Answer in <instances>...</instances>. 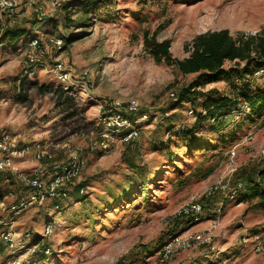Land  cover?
<instances>
[{
  "label": "rangeland",
  "instance_id": "374dc122",
  "mask_svg": "<svg viewBox=\"0 0 264 264\" xmlns=\"http://www.w3.org/2000/svg\"><path fill=\"white\" fill-rule=\"evenodd\" d=\"M49 11L46 17L19 16L16 25L27 34L1 42L0 120L21 145L46 143L58 159L78 146L83 169L67 197L48 199L18 214L11 205L27 187L6 172L13 176L0 181L6 202L0 209V264L13 256L23 264H264V251L256 250L258 244L264 246L260 200L241 189L234 199L222 191L207 195L217 183H246L264 165V117L245 124L241 132L227 128L221 139L207 119L201 120L198 132L208 140L217 138V146L202 155L186 148L176 132L194 126L205 99L231 96L241 83L224 78L205 82L201 72L183 74L156 61L143 39L145 30L170 39L173 55L183 58L189 54L185 43L199 33L228 28L237 36L264 29V0H64L61 8ZM6 26L0 15V41ZM50 35L63 37V47L49 44ZM32 37L41 40L37 57L42 66L35 76L23 77ZM57 59L71 72L67 82L52 70ZM195 82L196 98H182L180 90ZM256 84L263 85L264 79ZM131 99L138 108H128ZM192 107L195 112L190 113ZM112 110L135 113L130 126L138 134L131 142L123 131H109L110 148L102 150L99 142ZM169 140L170 151L160 147ZM135 146L137 163L146 165L151 176L149 188L123 160ZM37 163L31 150L17 166L28 170ZM195 197L203 206L199 219L193 211L184 212ZM48 223L54 228L45 234ZM6 228L21 247L12 250L6 244ZM199 232L210 239L175 250L167 259L158 254L172 235ZM40 241L36 255L26 253Z\"/></svg>",
  "mask_w": 264,
  "mask_h": 264
},
{
  "label": "trees",
  "instance_id": "16d2710c",
  "mask_svg": "<svg viewBox=\"0 0 264 264\" xmlns=\"http://www.w3.org/2000/svg\"><path fill=\"white\" fill-rule=\"evenodd\" d=\"M83 11L88 12L87 7H84ZM26 34L27 30L25 28H21L16 24L8 25L2 33L0 42L15 41ZM143 39L145 48L156 61L174 65L183 74L201 72L203 73L201 80H205V82H213L224 78L234 83H241V86L236 89L238 91L231 96L205 99L202 113L199 114V119L194 126L176 132V135L185 140L186 148L197 151L198 155H202L208 149L217 146L213 145L215 140L223 138L225 136L223 132H226L227 128L228 130L241 132L245 124L250 126V124H255L258 119L264 117V84H256L257 79H264V74H256V71L264 68V34L244 37L243 33L234 36L228 28L208 30L197 34L185 43V50L189 54L183 58L173 55L170 39H159L155 34L150 35L149 30L144 31ZM66 40L70 41V38ZM227 62H229V65H227ZM199 82L183 87L180 90V96L182 98H196L197 91L192 88L197 86ZM55 90L59 91L61 89L56 87ZM115 112L116 110H112L110 115ZM133 114L135 113L122 111V115L126 118H130ZM229 115L234 117L236 115L238 118L235 117L236 121H228L227 116ZM204 119L208 120L207 125L212 132L217 134V138L208 140L206 135L204 136L198 132L197 126ZM135 138L130 141L133 142ZM171 140L161 143L160 147L170 151L172 149ZM136 146V149L130 155H123V160L131 168L132 174L137 175L138 181L141 180V185L149 188L151 176L148 175L146 165L137 163L136 156L139 148ZM176 146L179 147L177 144ZM12 176L11 174L7 175L6 172H0V181H11ZM245 181L246 183L241 181V190H245L243 194L249 198H258L264 208V165L257 167L252 177ZM137 184L139 185V183ZM134 186V184L127 186L123 194H129ZM40 246H42V243Z\"/></svg>",
  "mask_w": 264,
  "mask_h": 264
},
{
  "label": "built area",
  "instance_id": "2783aa9c",
  "mask_svg": "<svg viewBox=\"0 0 264 264\" xmlns=\"http://www.w3.org/2000/svg\"><path fill=\"white\" fill-rule=\"evenodd\" d=\"M49 5L47 7L46 5ZM64 5V0H0V15L6 18V25L17 24L18 18L21 15L36 13L39 17H46L49 15V8L57 9ZM5 29V28H4ZM3 29V30H4ZM264 34V29L261 30H247L243 32L244 37L256 36ZM48 43L53 47L60 49L64 45V38L58 35H50L47 39ZM41 40L39 37H32L28 43V57L29 64L25 68L23 77H33L38 71V66H42L37 57V49L40 47ZM2 43L0 42V45ZM64 62L57 59L54 64L53 71L56 73L58 79L62 82H67L70 79L71 72L66 69ZM256 74H264V68L256 71ZM176 95L175 92L172 93ZM120 105V103H116ZM139 103L136 99H131L128 103V108L134 110L138 108ZM195 112L192 107L190 113ZM195 114V113H194ZM130 118H126L122 113L116 112L107 117L106 130L102 133V139L99 142V147L102 150L110 148V134L109 131L122 132L125 140L133 139L137 136L136 129L130 127ZM248 137V136H247ZM32 150L34 159L38 161L36 165L28 170H21L17 166V162L24 160L29 152ZM79 147L69 150L68 157L65 159H58L50 145L46 143L37 142L33 146L21 145L18 141L17 135L12 129L5 125L0 120V172H9L16 175L18 179L28 187L27 192L21 197L16 198V202L11 205V211L15 214L35 206L44 204L48 199H61L69 195L71 185L75 183L82 174L83 160L79 156ZM264 153V148L262 149ZM242 188V182L232 184L229 181L217 183L210 187L207 195H213L217 191L224 192L228 199L238 197L239 191ZM84 188L81 189L83 191ZM14 196L12 191L9 192ZM6 202L0 198V209L5 207ZM221 207L218 211L221 212ZM193 211L197 215L195 218H200V213H203V206L195 197L191 200L189 206L184 209V212ZM54 228V225L48 223L45 227V234H49ZM184 234V233H183ZM176 234L169 237L160 248L158 254L167 259L175 250L187 248L197 240H209L203 233H187L186 235ZM3 239L6 244L12 249L16 250L23 245L18 243L14 237L12 229H5L3 232ZM41 241L35 243L25 249L29 255H35L39 252ZM257 251H264V246L258 244ZM49 248L45 249L48 252ZM6 264H23L17 256L11 257Z\"/></svg>",
  "mask_w": 264,
  "mask_h": 264
},
{
  "label": "crops",
  "instance_id": "0c3cea01",
  "mask_svg": "<svg viewBox=\"0 0 264 264\" xmlns=\"http://www.w3.org/2000/svg\"><path fill=\"white\" fill-rule=\"evenodd\" d=\"M33 166H34V165H33ZM33 166H32V167H33ZM29 168H31V167H29Z\"/></svg>",
  "mask_w": 264,
  "mask_h": 264
}]
</instances>
